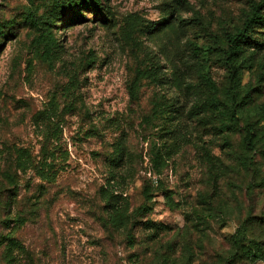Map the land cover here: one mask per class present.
Masks as SVG:
<instances>
[{
  "label": "rangeland",
  "instance_id": "1",
  "mask_svg": "<svg viewBox=\"0 0 264 264\" xmlns=\"http://www.w3.org/2000/svg\"><path fill=\"white\" fill-rule=\"evenodd\" d=\"M73 1L0 0V264H264V0Z\"/></svg>",
  "mask_w": 264,
  "mask_h": 264
},
{
  "label": "trees",
  "instance_id": "2",
  "mask_svg": "<svg viewBox=\"0 0 264 264\" xmlns=\"http://www.w3.org/2000/svg\"><path fill=\"white\" fill-rule=\"evenodd\" d=\"M57 8H59L58 3H61L62 7V0H56ZM70 4L76 3L73 0H69ZM86 4L89 5V7H94L96 10H101V0H86ZM60 7V8H61ZM259 26L264 27V1H261L259 3H256L252 7L251 15L245 20L243 27L238 30L235 33H232L228 36L227 39V49H226V63L228 66V71L230 72V75L234 81H237L238 77L240 76V69L237 66V60L238 57L241 56L245 50L246 46H253L257 45V39L255 36L256 28ZM9 28L13 27V24H10L8 26ZM158 67H156L157 69ZM156 79V78H155ZM132 95L134 93L132 87ZM218 97H214L213 99L209 100L207 103L211 104L214 103V100H217ZM236 105V104H235ZM232 119L238 123L239 118L236 115V112L234 110L231 111ZM252 135H253V129L251 126H249L246 129L245 134V141L248 145L252 146ZM48 155V154H47ZM46 159V157H44ZM7 178H11L12 176L10 174L6 175ZM13 182V185L15 186L17 183H15L14 180H11ZM149 194H147V201H148ZM114 204H108V206H112L111 210L114 211L115 206ZM147 202H145L143 205L136 208L135 212L132 215L131 219V227L129 230V234L131 230L137 225V215L142 213L143 211H147ZM112 215V213H111ZM131 217V216H130ZM232 252L229 254L230 257H237V256H245V251H247V248L249 250V253L252 252L254 257L260 256L264 257V251L261 249V246H259L257 243L253 242L256 246L251 248L249 246L244 245V241L247 242L245 239V233L242 229H238V231L233 234L232 236ZM251 242V241H250ZM258 242V241H257ZM244 253V254H243ZM233 255V256H232Z\"/></svg>",
  "mask_w": 264,
  "mask_h": 264
}]
</instances>
